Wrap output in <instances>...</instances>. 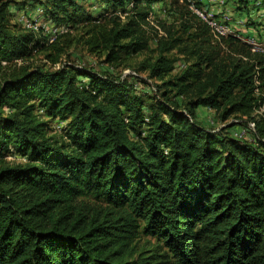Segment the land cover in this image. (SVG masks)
Masks as SVG:
<instances>
[{"label": "trees", "instance_id": "16d2710c", "mask_svg": "<svg viewBox=\"0 0 264 264\" xmlns=\"http://www.w3.org/2000/svg\"><path fill=\"white\" fill-rule=\"evenodd\" d=\"M196 1L0 0V264H264V122L230 132L264 103V56L214 39ZM37 8L68 32L26 30ZM78 43L111 70L154 56L122 78L71 62Z\"/></svg>", "mask_w": 264, "mask_h": 264}, {"label": "built area", "instance_id": "2783aa9c", "mask_svg": "<svg viewBox=\"0 0 264 264\" xmlns=\"http://www.w3.org/2000/svg\"><path fill=\"white\" fill-rule=\"evenodd\" d=\"M203 5L201 7H196L193 3H189L188 9L197 16L203 23L207 25L210 30V33L213 35L214 39L219 41L221 38L231 37L241 42L245 43L252 49V52L264 56V37L262 39L256 38H244L238 35L231 26L232 19L229 16L228 12L225 10L226 6L229 3V0H202ZM152 11L155 12L156 10L159 11L160 16L164 17L166 14V10L162 9L160 5L154 4L151 6ZM213 8L219 9L218 11L213 10ZM254 9L257 12H261V16L264 17V0H255L254 1ZM38 14L42 17L41 9L37 8ZM153 13L149 15V21H152ZM21 22L26 30L34 31V32H41L43 35L48 37V42L52 43L55 39L68 32L66 27H55L51 26L48 28L45 22H38L29 21L28 17H21ZM157 29L159 35L161 36L163 33L158 26H154ZM245 60V59H244ZM178 69H183L184 65L178 63L176 65ZM258 73L254 78V93L256 97L261 96L259 92V85L260 81L257 78ZM133 77L137 78L138 75L134 72L126 70L122 73V78L126 77ZM256 122H264V103H259L252 113V120L247 123V126L244 128L243 131H240L235 134V137L238 139L247 138V133L252 135H256L255 132V124ZM225 125H222L223 127Z\"/></svg>", "mask_w": 264, "mask_h": 264}, {"label": "rangeland", "instance_id": "374dc122", "mask_svg": "<svg viewBox=\"0 0 264 264\" xmlns=\"http://www.w3.org/2000/svg\"><path fill=\"white\" fill-rule=\"evenodd\" d=\"M14 1L24 2V1H28V0H14ZM193 2L195 3L197 1L193 0ZM100 8L101 7H94V9L91 10L92 11L91 13H94V14L98 13L100 11ZM11 11L14 12L17 15V17H20L22 15V11L20 12V11H17L16 9H11ZM25 12L28 13L29 21L37 20L38 22H42V19L39 16L38 11L36 9L35 10H32V9L27 10ZM228 12L230 14H233L230 10ZM174 19H175L174 16L169 17L166 14L164 17H162V16H160L159 11L156 10L151 23L153 26L158 25L157 23H159V22L170 24V23L174 22ZM231 19L233 21V17H231ZM251 23L252 22L249 21V24H250L249 26H251ZM46 26H48V28H49L52 25L46 24ZM254 28H259V25L256 24V26ZM80 31L81 30H76V31L72 30L71 34L73 37H76L77 39H79L80 35H81ZM149 33L152 34L150 30H149ZM152 39L154 40V38H152ZM154 48H155V43L152 42L150 44V50H153ZM69 53H70V61L75 63V64H79V65H83V66H87V67H93L95 69L96 68L97 69L102 68L103 70H109L116 75H118L122 70L135 71L137 69V66L139 65V63H141L145 58H147L149 56L150 57L154 56L153 54L148 52V53H143V54H140V55H137L134 57H130L126 63L127 65H129L128 67L124 68V66L122 65L121 67L113 68L111 70V68H110L111 66L105 64L103 62V59H97L94 55L90 54L88 49H87V46L84 45L83 43L74 44V46L70 49ZM145 77H146V74H141V77L139 79H137V80L132 79L131 80L138 87L139 91H142V93H147L150 90L149 86L147 87L145 85H142L141 82H139L140 79L142 80ZM198 115H199V119H198L199 123L202 126L206 127L207 129L218 130L219 128H221L222 124L219 122L218 118L216 117L215 114H213V112H210L206 109H201V110H199ZM234 121H235L234 119H231L230 121H228V125H230L231 122H234ZM55 125L53 126L55 131H59L61 126H59V124H57L56 126ZM238 126H240L241 128H239V129L237 127L233 128L230 130V132L234 131V132L238 133V132L244 130V127H242L241 124H239ZM235 129H236V131H235ZM145 240H147V238H145Z\"/></svg>", "mask_w": 264, "mask_h": 264}, {"label": "crops", "instance_id": "0c3cea01", "mask_svg": "<svg viewBox=\"0 0 264 264\" xmlns=\"http://www.w3.org/2000/svg\"><path fill=\"white\" fill-rule=\"evenodd\" d=\"M230 0L228 5L226 6V11L229 10L233 14H229V16L233 17V21L231 23L232 28L234 31L244 38H256L262 39L264 37V17L261 16V12H250L249 15H242L233 9V6L230 4ZM213 10L218 11L219 9L213 8ZM238 20V21H237ZM249 21L252 22L251 26H249ZM259 25V28H254L255 26Z\"/></svg>", "mask_w": 264, "mask_h": 264}]
</instances>
